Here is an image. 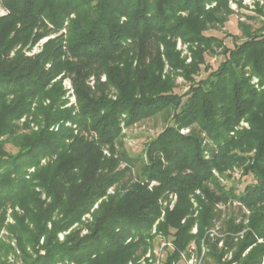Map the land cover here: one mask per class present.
<instances>
[{"label": "trees", "instance_id": "trees-1", "mask_svg": "<svg viewBox=\"0 0 264 264\" xmlns=\"http://www.w3.org/2000/svg\"><path fill=\"white\" fill-rule=\"evenodd\" d=\"M227 1L0 0L8 11L0 15V248L7 249L2 238L7 229L17 240L21 264H127L139 257L138 249L145 252L161 212L159 198L168 191L177 193L179 202L157 225L174 244L165 264L176 261L191 241L199 248L201 240L208 246L204 264H261L264 242L257 237L264 240V24L253 31L238 21L245 38L233 48L222 37L205 34L234 13ZM211 2L215 5L207 8ZM256 12L263 15L262 8ZM66 22V34L27 52ZM177 37L189 45L188 63L175 49ZM208 53L224 58L215 69L204 65L207 77L197 79ZM178 75L188 81L182 94L173 92ZM252 75L259 87L251 83ZM64 78L71 83L77 108L65 106ZM166 109H171L173 123L147 142L142 154L124 153L126 163L138 167L137 179L130 176L123 182L127 169L115 171L117 159L96 158L101 146L121 136L122 123L129 126ZM24 115L30 120L20 124ZM241 120L249 128L230 134ZM67 121L93 130L99 142L74 134ZM55 124L58 129H51ZM185 126L190 129L183 134ZM199 131L214 141L209 158ZM5 143L16 151H6ZM95 152L96 161L87 164ZM45 157L53 160L43 165ZM233 166L242 169L243 179L230 185L212 172L222 175ZM151 180L157 184L149 186ZM197 188L199 216L181 222L192 209L189 195ZM230 198L250 210L249 229L235 242L226 235L224 247H219L207 230L216 203ZM97 202L90 221L81 222ZM8 206L13 223H5ZM194 219L196 233L191 232ZM76 222L60 240L58 233ZM225 225L228 234L243 228L235 220ZM230 248L233 255L223 262Z\"/></svg>", "mask_w": 264, "mask_h": 264}, {"label": "rangeland", "instance_id": "rangeland-1", "mask_svg": "<svg viewBox=\"0 0 264 264\" xmlns=\"http://www.w3.org/2000/svg\"><path fill=\"white\" fill-rule=\"evenodd\" d=\"M229 7L234 10V13L231 14L228 17V20L224 23L223 26H217L215 28H210L209 30L205 31V34L207 35H214L219 38H223V41L226 46L233 48V45L236 43H240L242 40H244V35L242 34L241 30L238 27V21L243 22L247 24L250 28V30L256 31L258 28L262 26V23L264 24V0H228L227 1ZM215 2H211L210 5H206V7L214 6ZM258 8H262L263 15H259L256 10ZM8 11L1 5L0 2V15H5ZM73 16V14L71 15ZM67 22L64 24L65 27L60 29L57 33H50L44 37H42L39 42L35 43L31 50L27 51L28 53H34L40 50L41 44H43L47 39L54 37L57 34L63 33L66 34L67 31ZM51 27V25H50ZM228 34V35H226ZM234 37V38H233ZM175 49L180 51L181 57H186L185 63L190 62L191 60V52L189 51V45L188 43L183 42L179 37L175 39ZM224 56L222 54H206L205 55V63L202 65V71L195 76L197 79L207 77L209 70H205L204 65H208L211 69H215L218 64L223 60ZM168 68V65L165 66V70ZM249 75L248 73H246ZM178 78H176V87L174 89V93L176 94H182L184 93L188 88V81L185 80L182 76L178 75ZM102 80H104V76H102ZM251 83L254 84L255 87L260 86V81L257 76L252 75L251 76ZM63 89L65 90V94L63 96L64 99H66L65 106H74L77 108V102L76 98L73 94V89L71 87V83L68 78H64L62 81ZM264 87V84L262 85ZM44 103H48V100H45ZM171 109H166L163 111H160L156 115L142 119L141 121L134 122L133 124L129 126H124L123 123L121 124L122 130H121V136L112 144V145H105L101 146L99 149L100 155L99 157H96V152L94 155L89 156V160L86 161V163H92L101 159V161H108L109 159H117V163L114 166L115 171L121 172L124 169H127L123 174H121V180L124 182L128 179V177H132L133 180L137 179V173H138V167L137 166H130V163H126L124 158V153L127 156H136L138 154H142L144 152V148L146 147L147 142L155 138L158 133L163 131V129L168 126L169 124H172L171 119ZM27 119L30 120V117L27 115H24L21 117L18 122L20 124L27 121ZM65 126L71 127L74 134H78L83 137L85 141L89 142H95L98 143L99 140H97V134L90 129H83L82 127H79L77 124H73L72 122H65ZM30 127H33V129L37 128V125H35V122L31 121ZM59 127V124H55L52 128L54 130H57ZM22 128V126H21ZM242 128H249V124L245 120H241L234 129L230 132V134H234L236 131L241 130ZM190 126H185L180 129V132L185 134L189 131ZM25 132L28 129H24ZM198 130V129H197ZM202 139V145L204 147V156L205 158H209L211 155V150L215 149V144L213 139L208 136L204 131H199L198 133ZM4 148L6 151L9 152H15L16 148L10 144L5 143ZM251 153H254V150L251 151ZM96 157V158H95ZM53 160L50 157H45L41 159V164L46 165L49 161ZM130 167V168H129ZM29 171H33V167L29 169ZM242 169L238 166H233L231 168H228L225 170L224 174H220L216 169H212V172L216 178L219 179V181L230 185L232 182H236L237 179H240L242 176ZM230 177H229V176ZM229 177V178H228ZM243 179V177L241 178ZM243 182V181H242ZM238 184V189L243 188V184ZM209 183H212L209 181ZM153 184H157V181L151 180L149 183V186H152ZM212 185V184H211ZM210 185V186H211ZM109 193L114 192V185L111 186L108 189ZM195 194V195H194ZM201 194L200 188H197L195 190V193H192L189 195V200L191 202V211L187 216H184L181 219V222H184L187 218L193 217L197 218L198 215V201L196 199V195ZM44 197V195H42ZM179 197L177 193L175 192H164L161 197L159 198L160 203V215L154 222L151 231L149 232V238L150 242L147 245V248L145 252L141 249H138L136 252V255L139 257L136 259H133L129 261L127 264H165L166 256L169 252V250L174 249V244L172 241V236H164L163 234L159 233L157 231V225L159 220H163L166 212L168 210H172L176 207L178 204ZM98 206V202L94 204V206L90 209L89 212L85 213L82 218L81 222H87L90 221L92 211L94 208ZM15 210H17L19 213L22 212V210L19 208V206L14 207ZM215 215L213 217L212 223L210 227L207 230V233L209 236L214 239V241L217 242V246L224 247L225 240L227 239L226 235H230L233 237L234 242L238 239H241L244 236V233L246 230L249 229V214L251 213L250 210L245 207V205L241 204L239 201L235 199H228L227 201H220L216 203L215 205ZM194 223L191 229L192 233H196L197 231V220L194 219ZM228 220H235L236 222H242L243 228L237 232H231V234H228L226 222ZM14 219L12 216V206H8L6 209V215H5V223H13ZM78 226V223L76 222L73 224L68 230L62 231L58 233V238L60 240H63L64 234H67L72 228L75 226ZM173 230V229H172ZM87 229H82V234L86 233ZM3 239L5 240V243L8 245L7 249L0 248V259L1 261L5 262L4 264H21L22 260L19 258V251L17 246V240L15 236L9 235V232L7 229H4L2 232ZM227 233V234H226ZM153 235V236H152ZM130 241V238L127 239V242ZM258 242H264L262 237H257ZM43 242V238L41 237L40 243ZM204 241L201 240L200 247L198 248L195 241H191L188 243L185 250L181 251L179 253V257L176 261H173L172 264H204L205 260L208 259L207 257V250L208 246L203 243ZM9 247V248H8ZM10 248H13L12 251H9ZM249 249V248H248ZM243 254L247 252V250ZM16 250V251H15ZM30 250V249H29ZM45 249H40V253L44 254ZM233 248H230L227 250L223 256L222 261L226 262L227 260L232 257L233 255ZM7 254V256H5ZM7 257V258H6ZM62 262H58L57 264H61ZM210 264H217L215 261H211ZM221 264V263H220ZM234 264V263H231ZM261 264H264V256L262 257Z\"/></svg>", "mask_w": 264, "mask_h": 264}]
</instances>
